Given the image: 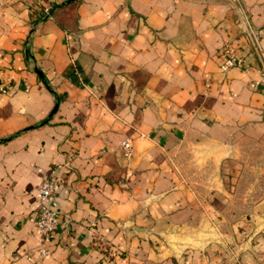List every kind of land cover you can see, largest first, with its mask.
I'll use <instances>...</instances> for the list:
<instances>
[{
	"label": "crops",
	"instance_id": "crops-1",
	"mask_svg": "<svg viewBox=\"0 0 264 264\" xmlns=\"http://www.w3.org/2000/svg\"><path fill=\"white\" fill-rule=\"evenodd\" d=\"M263 79L264 0H0V264H205Z\"/></svg>",
	"mask_w": 264,
	"mask_h": 264
},
{
	"label": "rangeland",
	"instance_id": "rangeland-1",
	"mask_svg": "<svg viewBox=\"0 0 264 264\" xmlns=\"http://www.w3.org/2000/svg\"><path fill=\"white\" fill-rule=\"evenodd\" d=\"M246 147L249 155L243 165L227 164L234 169L226 172L227 178L236 176L237 169L243 175L227 207L228 217L216 221L217 241L205 247V264H264V146L250 142Z\"/></svg>",
	"mask_w": 264,
	"mask_h": 264
},
{
	"label": "built area",
	"instance_id": "built-area-1",
	"mask_svg": "<svg viewBox=\"0 0 264 264\" xmlns=\"http://www.w3.org/2000/svg\"><path fill=\"white\" fill-rule=\"evenodd\" d=\"M226 56L222 63L223 69H229L231 66L238 64V56L236 50L231 45L225 47ZM264 81V79L262 80ZM121 146L123 149V155L126 158H130L134 153V145L131 138L122 140ZM66 164H70L67 161ZM56 192V179L53 177L45 178L39 187L38 196L40 198V205L38 208V215L35 219L36 225L49 237L54 230L60 225L58 210L50 204L49 199ZM101 240H105L103 236L99 237ZM41 252L47 253L48 250L42 248Z\"/></svg>",
	"mask_w": 264,
	"mask_h": 264
},
{
	"label": "trees",
	"instance_id": "trees-1",
	"mask_svg": "<svg viewBox=\"0 0 264 264\" xmlns=\"http://www.w3.org/2000/svg\"><path fill=\"white\" fill-rule=\"evenodd\" d=\"M38 71H39V74H41V77L43 76L44 77V75H43V72L40 70V69H38ZM76 72V73H75ZM77 71H76V69H75V67H74V65L72 66V67H70V69L68 70V75L70 76V77H72L74 80H76V81H78V78H77ZM47 80V79H46ZM47 83H48V81H46ZM50 87V86H49ZM50 89L51 90H53L51 87H50ZM61 95H59L58 96V98L59 99H61Z\"/></svg>",
	"mask_w": 264,
	"mask_h": 264
},
{
	"label": "water",
	"instance_id": "water-1",
	"mask_svg": "<svg viewBox=\"0 0 264 264\" xmlns=\"http://www.w3.org/2000/svg\"><path fill=\"white\" fill-rule=\"evenodd\" d=\"M58 105H59V100H57L56 104H55V107L53 108L52 112L50 113V115L48 117H46L44 120L40 121L39 123L37 124H42L46 121H48V119L52 116L53 113H55V111L58 109Z\"/></svg>",
	"mask_w": 264,
	"mask_h": 264
}]
</instances>
